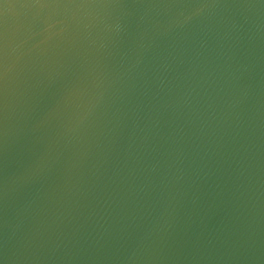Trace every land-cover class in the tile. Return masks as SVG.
Returning <instances> with one entry per match:
<instances>
[{
  "label": "water",
  "instance_id": "obj_1",
  "mask_svg": "<svg viewBox=\"0 0 264 264\" xmlns=\"http://www.w3.org/2000/svg\"><path fill=\"white\" fill-rule=\"evenodd\" d=\"M0 264H264V0H0Z\"/></svg>",
  "mask_w": 264,
  "mask_h": 264
},
{
  "label": "snow or ice",
  "instance_id": "obj_2",
  "mask_svg": "<svg viewBox=\"0 0 264 264\" xmlns=\"http://www.w3.org/2000/svg\"><path fill=\"white\" fill-rule=\"evenodd\" d=\"M36 2H39V0H36Z\"/></svg>",
  "mask_w": 264,
  "mask_h": 264
}]
</instances>
